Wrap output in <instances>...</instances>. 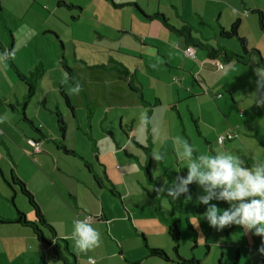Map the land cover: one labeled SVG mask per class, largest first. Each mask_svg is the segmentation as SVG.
I'll return each mask as SVG.
<instances>
[{"label":"rangeland","instance_id":"obj_1","mask_svg":"<svg viewBox=\"0 0 264 264\" xmlns=\"http://www.w3.org/2000/svg\"><path fill=\"white\" fill-rule=\"evenodd\" d=\"M99 1L108 6L101 7L98 12L89 6L78 15V8L66 5L72 3L80 4L79 6L82 7L90 4L91 0H0V44L3 50L15 48L16 55L11 62L21 75V78L17 77L18 73L11 67L9 61L7 66L0 64V121L7 123L5 129L8 136L17 141L15 143L10 141L9 144V146L12 145L11 149L14 153L15 172L17 171L30 187H33L31 188L33 192L38 190L39 195L48 192L45 181L49 175H52L55 178L61 177L62 182L73 190L72 194L78 197L77 204L79 205L72 203L70 197H65L62 200L57 196V200L54 199V201L42 199V208L48 219L57 218V216L65 218L71 216L73 221L77 218L84 219L82 216L76 217L78 213L75 212L76 206L85 207L84 215L89 214L94 220L98 216L91 215V206L94 209V214H101V210H103L110 216L112 211L117 213V211L127 208L133 216L131 220L124 217L123 222L119 218H114L116 241H113L109 231L107 233L103 227L98 226V222L95 224L96 226L93 224L92 226L102 234V244L87 252H78L74 241L66 239L78 264H91L90 257L97 261L95 264H120V261L125 264L122 255H118V243L122 245L123 249H128L129 244L134 246L135 253L133 255L139 256L138 252L142 253L144 248L142 232L137 224L146 230L149 228L147 238L143 233L148 244L158 246L172 257V241L166 232V223L162 221L160 223L147 194L148 192L154 193L155 189L165 185V182H168L166 187L170 186L177 175L186 177V164L178 165L177 162L175 138L180 137L187 140L194 147L196 155L209 153L215 155V150L221 149L242 156L247 165L251 167L257 161L264 162L259 160L264 157V149L259 141V136H264V118L256 121V118L252 117L254 125H245L242 117H237L241 110V104H238L236 108L231 109V114L229 113L228 117H224L222 109L218 108L212 111L213 117L205 113L204 125L198 120V117L187 116L185 106H191L192 103L196 102L197 104L198 102L196 99L184 98L182 93L181 102L177 104L179 113L175 109H170L166 106V100H168L167 98L177 100L172 92L182 82V73L172 68L169 69L168 75H164L166 73V68L163 65L164 59L156 54L154 47L156 45L149 44L142 47L135 36V30L144 32V27L136 20L132 6L115 5L135 0ZM136 1L147 14L154 12L157 0ZM191 3L210 23V26L202 25L196 15L188 16L189 22L199 30L193 31V34L200 35L201 33L208 36L209 42L215 46L212 26L215 35H217L218 24L227 29L236 18L241 17L244 21L239 23L238 34L246 38L248 49H257L261 54L264 52V33L258 29L256 16L248 11V9L256 7L264 9V0H192ZM174 4H177L179 12L183 14L179 8L180 0H160V11L158 12L161 13V10L164 13L173 11L172 5ZM233 8L238 9L240 15H233L231 11ZM243 8H246V13ZM101 14H103V18ZM71 16L78 17L72 23L73 26L67 24L71 20ZM105 21L109 22V26ZM130 27L131 30H128ZM146 28L149 30L148 27ZM97 30L108 34V37L98 38ZM167 34L170 43L181 39L171 31ZM160 38V35L153 34L151 39L159 41L162 46ZM216 38L220 43L241 54L240 46L235 38L227 39L218 36ZM141 47L144 51L149 50L145 54H151L153 58L140 55L139 48ZM201 53L203 52L200 51ZM62 58L72 70V81L71 79L64 80L63 72L65 70L61 66ZM237 67L238 71L231 75L230 82L237 80L240 82L242 78H245V75L240 77V74H245L244 71L248 72V75L252 74L249 71L252 68L249 66L237 64ZM140 68H143L144 71H140ZM35 73H38V77L33 91L27 99L28 87L25 78L34 81L32 76ZM135 76L137 82L143 86L141 92L145 101L153 102L155 96H160L163 100V104L157 110L155 108L154 116L149 117L150 123L146 128L141 123V113L145 109L139 105L140 94L138 93V97L137 92L128 85H136V82L132 80ZM203 77L207 83L212 84L215 81L214 74L208 73L204 69ZM191 81L197 86L195 79L191 78ZM76 82L82 85V91L79 94L71 92V88L75 87ZM165 84H169V86L166 87ZM239 86L237 85V87ZM59 87L67 94L71 107L66 105L59 92ZM215 92L216 89L213 90V93ZM221 93L228 95L227 92L222 91ZM56 112L60 113L64 122L63 137L56 120ZM23 117L31 120L35 128ZM226 118H229V121ZM194 119H196V123ZM229 125L239 126V129H236L237 138L230 142L225 141L222 145L218 144L217 136L224 134L229 129ZM197 130L201 131L200 135ZM163 132H166L169 138L161 144L160 138ZM8 136L5 133L4 137L7 140ZM27 137L38 143L41 152H49L50 156L47 160L51 162L50 164H46L42 159L35 162L32 158L36 154L19 149L21 143L26 149H30L24 143ZM92 139L95 140L97 147V158L90 149ZM205 139L212 144L213 153L208 151ZM60 142L67 148L75 150L78 155L91 164L103 184L101 189L98 187L99 191L92 187L93 185L97 186L91 180V176H86L84 162L77 155L65 154L58 147ZM144 147H149L151 153L159 149L165 156L161 162H156L152 158L150 173L154 183L151 184L147 182L144 171L137 165V161L140 164H144L146 161L148 163L152 157ZM1 148L4 150V147ZM22 153L25 156H22ZM132 156H135L137 161ZM146 156L147 159H145ZM56 163L61 168L56 166ZM6 178L8 182H11L9 175H6ZM0 182L4 192L10 194L8 184L5 185L1 176ZM110 182L116 185L114 190L119 194L129 193L130 197H125V203L109 191ZM58 187L60 186L58 185ZM188 188L191 195L189 201L183 195L176 200H172L166 193L158 195L163 215L180 217L178 253L190 256L189 252L193 244L191 239L193 231L188 229L184 221V217L187 216L192 226L197 220L199 221L198 227L193 226L194 230H197L196 239L198 242L193 252L197 258L204 261V264H233L237 250L239 251L238 258H240L237 264H253V262L264 264V255L258 252L261 247L260 236L246 232L237 225H233L228 233L226 228V230L218 231L209 225L204 216L202 218H205L206 228L203 227L200 223L201 219L196 218L194 212L197 202L195 200L198 199V196L204 195L203 189L196 183L188 185ZM91 189L97 192V198L92 196ZM32 191L30 193L33 195ZM194 192L196 197L193 198ZM209 202L224 210L228 208V204L224 201L213 199ZM13 204L11 199L6 202L0 198V215L5 213L6 209L10 216L15 215L16 207L25 214L28 220H35L33 209L25 196L18 193ZM37 204L40 208L39 202ZM202 205L203 212H205L208 206ZM1 218L0 220H2ZM56 220L59 223H54L56 228L59 232H65V219ZM68 223L69 231L72 233L73 222ZM3 224L1 226L11 236L10 234L13 233L12 224H9L7 220ZM26 229L29 230V228ZM42 231L44 238L49 239L48 231L45 228H42ZM201 236L203 239H200ZM204 239L209 243V250L206 254H204L203 247ZM9 240L14 242L8 243L7 253L2 249L0 260L3 263L62 264L58 258L51 254L44 241H38L35 238L34 240L40 243V246H33L27 244L25 236L16 239L9 238ZM11 245L14 246L13 249L10 247ZM112 252L115 256H108ZM149 259H152L153 264L165 263L154 258H148L146 261H150Z\"/></svg>","mask_w":264,"mask_h":264},{"label":"crops","instance_id":"obj_2","mask_svg":"<svg viewBox=\"0 0 264 264\" xmlns=\"http://www.w3.org/2000/svg\"><path fill=\"white\" fill-rule=\"evenodd\" d=\"M113 1H115V0H113ZM191 1L192 0H186V1L180 0L181 4H180L179 8L183 11V14L179 12L177 4L172 5L173 9H174L173 11L170 10L167 13H164L163 10H161V13H163L166 16L168 23L173 25V26H177V25L181 24L180 23L181 21H186L194 27L195 31H199L188 20V18L193 16V14L198 17L200 24L210 26V23L208 22V20H206L204 18V16L199 12L198 9L194 8ZM159 3H160V0H157L156 6L154 7V12L160 11ZM148 4H149V2H148ZM78 5H80V4H78ZM124 5L132 6V9L134 12L133 14H134L136 20H138V23L144 27V29H143L144 32L147 33V34H145L144 32H140L139 30H135V36L139 40L142 47L147 46L149 44L150 45L151 44L156 45V46H154L156 49V54L159 55L162 59H164L163 65L166 68V73L164 75H168L169 69H172V68H175V69L181 71V73H182V78H181L182 82L179 83L178 88L176 87V89H174V91L172 92V94L176 97L177 100L174 101V98H172V99L167 98L168 100H166V106H168L170 109H175L178 112L179 109L177 107V104L181 102V93H182L184 95L183 96L184 98H186L188 100L196 99L198 102L197 103L198 106H197L196 102L192 103L191 106L190 105L185 106V111L187 113V116L188 117H198V120L201 123H203L204 125H205V121H204L203 117L206 116L205 113H208L211 117H213L212 111L215 108H218L220 110L222 109L223 114H225L224 117H228L231 114L230 113L231 109L236 108L238 104H241L240 105L241 110H240L237 117H242V121H243V123H245V125H247V126L248 125L249 126L254 125V123L252 121V117H255L256 121H259L260 119L264 118V107H256L255 104L250 105L252 102V98H251L250 94L255 91L256 80H257V77L255 76V74L253 72V68L255 66L258 67L256 65L257 58L255 55L251 54L249 57V60L246 62V64H242L243 66H249V68H252L249 70L250 72H252V74L248 75L247 74L248 72L244 71L245 74H240V77H244L243 75H245V78H242L240 80V82H238V80L235 82H230L231 81V75L234 72L238 71L237 70L238 69L237 64H240V63H237L236 61L233 62L234 60H230V61H226V63L222 64L223 65L222 68H219L218 67V63H220L219 56H216L215 58H207L205 56L204 52L202 50H200L199 48H192L191 53L185 52L186 46H185V43H184V40L182 39V37L178 36L172 30L166 28L163 24L160 23V21H158L156 19H153V20L150 19L149 20V19H146L145 17H143L141 15V13L146 14V15H151L152 13L147 14L145 9L143 7H141L140 4L136 0L134 2H129L126 4L124 3ZM186 5L190 9H188L186 7ZM89 6L93 7V10L98 12L101 7L108 6V5L105 3L101 4V2L99 0H91L90 4H87L86 6L81 7L78 15L81 14L83 9H87ZM148 7H149V5H148ZM258 9L264 11V9H262V8H258ZM243 10L246 13V8H243ZM140 11H141V13H140ZM101 15L103 18V14H101ZM245 16H248V15L245 14ZM77 18H78L77 16H74V17L71 16V20L69 22H67V24H71V26H73L72 23L74 21H76ZM243 21L244 20H242V18L240 17V22L243 23ZM105 23L109 26V24H108L109 22L105 21ZM218 25H220V24H218ZM146 27H148L150 31L147 30ZM212 28H213L212 37L215 38V46L212 44V42H209L210 40L208 39V36L202 35L201 33H200L201 36L200 35H198V36L204 40H207V42H209L214 47H218V48L223 47L227 50L235 51L233 49H230L227 45L220 43L219 40L215 36L213 26H212ZM128 30H131V27ZM117 31H120V30H117ZM163 31H165L166 33H164ZM169 31L175 33L177 35V37H179L181 39H179V40L176 39L175 41L170 43L168 40L169 35L167 34ZM153 34L155 36H159V35L161 36L160 40L162 42V46H161V43L159 41L151 39L153 37ZM239 35L241 36V34H239ZM96 36L98 38H106V37H108V34H105L102 31L97 30ZM134 46L137 47V45H134ZM142 47L139 48V54L148 56L149 58L150 57L153 58V55L145 54V52L149 51V50L144 51V50H142ZM200 51L203 53L200 54ZM261 55L264 57V52ZM119 65L121 66V63ZM203 69L208 73L214 74L215 81L212 84L209 82L207 83L205 81V79L203 77ZM140 71H144L143 68H140ZM191 78L196 80L197 86H195V84L191 81ZM196 78H198V79H196ZM132 80L134 82H136V85H132L136 89L134 91L137 92V94L140 92L141 93V94L139 93L140 96L144 99V96L142 95V92H141V89L143 86L141 85V83L137 82L138 80L136 79V76ZM157 81L159 82V80H157ZM201 81H202V83H201ZM237 85H240V86L237 87ZM165 86L168 87L169 84H165ZM215 89H216V92L213 93V90H215ZM138 90H139V92H138ZM222 91L227 92L228 95H223L221 93ZM139 94H138V97H139ZM155 97L156 98H154L153 102H150L153 105L151 106V112H150L149 117H153L154 113H155V108L157 110V108H159V106H161L163 104V100L160 96L159 97L155 96ZM139 105L143 106L144 109H146V107H148L146 104H143L140 101H139ZM232 113L234 115V112H232ZM226 120L229 121V118H226ZM194 121L196 123V119H194ZM5 126H7L6 122H0V129L2 130V132L0 133V145H1V147H4V150H5V151L2 150V148L0 147V176L4 179L5 185H6V183L8 184V179L6 178V175H9L11 177V175L13 174L14 176H16L17 178H19L20 180H22L24 182L26 188H28L30 191H32L31 188H33V187H30V185L19 175V173L17 171L15 172V165H14V161H13V159H14L13 154L14 153L12 152V149H11L12 145L9 146V144H10V141H12L13 143H15L17 141L8 136V132L5 129L6 128ZM232 126L233 125H229V129H227V131H225L224 134H221V135L225 136L226 133L227 134L231 133L230 134L231 140H229V141L226 140V142H230V141L235 140L237 138L236 129H239V126L238 125L235 127H232ZM5 133L8 136L9 141L4 137ZM197 133L200 135L201 131L197 130ZM205 136L207 137V135H205ZM259 139H260L259 141H260V143L264 149V136L263 137L259 136ZM205 141H207V140L205 139L204 142ZM224 142L225 141H223L220 145L224 144ZM24 143L30 149L29 150L26 149L24 144H22V143L19 144V149L22 151L26 150L27 152H31L32 154H36L32 158L35 162L40 161V159H42L46 162V164L51 163L50 161H48L49 156H50L48 151L41 152V149H40V151H38V152H33L32 148L27 144V142H24ZM205 144L207 145L208 151L213 153L212 152L213 151L212 144L210 142H208V144L207 143H205ZM13 147H15V146L13 145ZM19 149L17 148V150H19ZM21 155L25 156L24 153H22ZM259 160L264 161V157L262 159H259ZM55 165L58 166L59 168H61V166L58 165L57 163ZM54 171H55V169H54ZM86 174H87L86 176L90 177V175L87 172H86ZM57 178H58V176H57ZM57 178L53 177L52 175L48 176L47 180L45 181V184L48 187V190H47L48 192H43L42 193L43 196L38 194V190H36L34 192L32 191V193H33L34 199L37 202H39V204H40V210H41L44 218L46 219V221H48L49 224H51L53 226L57 237L58 238L63 237L65 239H71V231H69V228H68L69 223L68 222H71V223L73 222L72 217L67 216V218H65L64 216H62V217L57 216V218L54 217V218L48 219V216L45 214L46 213L45 210H43V208H42L43 203L41 204L42 199H46V201L47 200L50 201V199H51V201H54V199H56V197L59 196L62 200H64L65 197H70V199H72V201H73L72 203H74L75 205H79V204H77L78 197L74 196L72 194L73 190L71 188L67 187L64 182H62L63 179H60L61 177H59L58 179ZM58 185L60 187H58ZM7 187L10 190V194L4 192L3 187H2V183L0 182V198H3L4 200H6V202H8V200L13 198V201H14L16 195L18 193H20V191L15 186L13 188H11L10 186L7 185ZM92 187L97 188L98 191H99V188L101 189V187L98 188V187H95V185H93ZM7 192H8V190H7ZM90 192H91L93 197L97 198V196H96L97 192H95L92 189ZM125 197H130L129 193L125 192L123 194H120V196H119V198L123 201V203H125V200H126ZM192 197L193 198L196 197L195 192H194V196H192ZM195 201H197L195 208H194L195 217L201 219L200 223L203 225V227L206 228L205 218H202L204 216L203 215L204 214L203 205L199 202L198 199H196ZM209 204H210V202H209ZM206 206H209V205H206ZM90 209H91L90 210L91 215L98 216L97 219H95V222L93 224L95 225L98 222L99 223L98 226L103 227L107 233L109 231L110 235L114 239L113 240L111 238L113 241H116V239H115V233L116 232H114L115 226L113 224L114 218H119V220H121V222L124 221V217H127L129 220H131L133 218V216H131V213L129 212V210L127 208H125L124 210H121V211H117V213L112 211V215H110V216H108L107 213H104L103 210H101V214H98V213L94 214L95 212H93L94 209L92 208V206ZM85 210H86L85 207L76 206L75 212L76 211L78 212V213L76 212L77 213L76 217L82 216V218L83 217L85 218V217L90 216L89 214H86L87 216L84 215ZM9 216H10V213L8 214L7 209H6L5 213H2L0 215V217H2L1 219L3 220V222L0 220V254L2 253V249H4V251L6 250V253H7L8 243L14 242V241L13 242L10 241L9 238L16 239L17 237L25 236L27 239L28 245L40 246V243H37V241L34 240L36 238V236L29 227L20 225L18 223L9 222V220L13 219L16 216V210H15V215H11L10 217ZM56 219H65L64 220V222H66V226H65L66 229H64L65 232H59V230L56 228V226L54 224V223H58ZM6 220L9 222V224H12V226H13L12 227L13 233L10 234L11 236H9L8 233H6V230L3 229V226H1L3 223H5ZM160 223H161V221H160ZM137 225H138L139 230L142 232V234L144 233L146 235V238H147V233L150 231L149 228L146 230L142 226H140L139 224H137ZM159 227L162 228L161 225H159ZM26 228H29V230H27ZM226 229H228V227H226ZM195 231H196V236H197V230L195 229ZM226 232H227V230H226ZM228 232H230V229H228ZM12 235H14V236H12ZM37 240L40 241L39 239H37ZM203 243L207 244V245L209 244L208 240H205V239H204ZM260 243H261V241H260ZM197 244H198V242H197ZM118 246H119L118 255L119 256L122 255V258L127 259V261H124L125 264H153L152 259H149L150 261H148V262H150V263H148L146 261V259H148V258L145 257V251H143L142 253L138 252L139 256H134L133 255L135 253V249H134L135 247L134 246L129 244L128 249L121 248L122 245L120 243H118ZM10 247L12 249L14 248V246H12V245ZM68 247H70V246H68ZM249 249H250V247H249ZM208 250H209V245H208ZM113 253L114 252H112L108 256H111V257L115 256ZM206 253H208V251ZM237 254L239 255L238 250H237ZM238 255L235 258V261H236L235 264H237L240 260V258H238ZM181 256L188 258V256H183V255H181ZM76 261H77V259H76ZM96 262L97 261H95V263ZM135 262H138V263H135ZM0 264H7V263L6 262L3 263L0 260ZM120 264H123V263L120 261ZM162 264H167V263H162ZM201 264H204L203 260H201ZM253 264H255V263L253 262Z\"/></svg>","mask_w":264,"mask_h":264},{"label":"clouds","instance_id":"obj_3","mask_svg":"<svg viewBox=\"0 0 264 264\" xmlns=\"http://www.w3.org/2000/svg\"><path fill=\"white\" fill-rule=\"evenodd\" d=\"M233 15H239V10L233 8ZM15 48H7L0 52V64L7 66L9 60L15 58ZM155 67V65H153ZM257 77L256 89L250 94L252 102L256 107H264V66L253 68ZM64 80L70 78L67 71L63 72ZM82 85L76 82L71 88L73 94H79ZM145 109L141 113V123L147 127L150 118ZM2 122V121H0ZM166 132L161 134L160 142L163 144L168 140ZM174 143L177 145L176 157L179 164H186L187 175H177L170 186H158L155 190L159 194L166 193L172 200L178 199L181 195L186 200L191 199L188 185L198 184L204 195L198 196L201 204L209 205L204 212L209 225L220 231L226 227L241 226L246 232L260 236L261 247L258 249L264 255V162L257 161L249 167L242 156L216 149V154H195L194 147L180 137H176ZM153 160L161 162L165 156L159 149L151 153ZM147 159V156L145 157ZM224 201L228 204L227 210L209 204L211 200ZM95 222L92 216L84 219H74L71 239L74 241L78 252L100 247L102 234L92 225ZM194 227L199 226L197 220ZM200 239H203L201 236ZM91 264H95L93 258H89Z\"/></svg>","mask_w":264,"mask_h":264},{"label":"trees","instance_id":"obj_4","mask_svg":"<svg viewBox=\"0 0 264 264\" xmlns=\"http://www.w3.org/2000/svg\"><path fill=\"white\" fill-rule=\"evenodd\" d=\"M115 5L116 6H122V5H124V3H119V4H115ZM66 6L78 8V10L81 9V6H79L78 4L69 3ZM248 11L251 14H254L256 16L258 29L264 33V16H263L264 11H262L258 8H250V9H248ZM140 13H141V11H140ZM141 15L143 17H145L146 19H149V20L150 19L151 20L156 19V20L160 21V23L163 24L166 28L172 30L178 36L182 37V39L184 40L186 48H189V49L190 48H199L200 50H202L204 52V54L207 58H215L216 56H219L221 64H224V63H226V61H230V60H235L237 63H240V64H246V62L249 60L250 55L253 54L257 58L256 65L257 66H264V57L260 54V52L254 48L248 49V44H247L246 38L243 36H240L238 34L237 30L239 27L240 18H236L229 25V27L227 29H225L221 25H218V28L216 31L217 35H215L216 37L218 36L220 38H227V39L228 38H235L237 40L239 46H240V49H241V54H238L235 51L227 50L223 47H219V48L214 47L209 42H207V40H204V39L200 38L198 35L193 34V31H195L194 27L186 21H181L180 22L181 24H179L177 26H173V25L168 23L166 16L163 13H160L158 11L152 13L151 15H146L143 13H141ZM2 23H3V20H2ZM0 48H1V52H2L3 49H2L1 44H0ZM9 63L11 65V67L16 71V73H18L17 77L21 78L20 71L15 67V65L11 62V60H9ZM61 66L65 71L68 72V74L71 78V81H72V70L65 63V60L63 58L61 60ZM32 77L34 78V81L25 78L26 85L28 87L27 99L30 97V95L33 91V86L36 83L35 81H36V78L38 77V73L33 74ZM128 85L130 87H132L131 89L133 91L136 90L130 84H128ZM59 92L63 96L66 105L71 107L70 102H69V98H68L67 94L61 89V87H59ZM138 92H139V90H138ZM140 102H142L143 104H146L148 106V107H146V109L148 110L147 115L149 117L150 112H151V106L153 104L145 101L141 96H140ZM56 115H57L56 120H57V123L59 125L61 136L63 137V135H64V122L60 116V113L56 112ZM23 119L26 120L27 122H29L32 127L34 126L33 122L31 120L29 121L26 117H23ZM33 128H35V126ZM227 135L228 134L226 133L223 141L231 140V135L230 136H227ZM28 139H30L34 143V145L38 147V150H35L34 146H32L28 143V141H27ZM26 142L32 148L33 152L40 151V146L38 145V143L34 139L26 138ZM134 142H135V140H134ZM205 143L208 144L207 141H205ZM219 144H221V143H219ZM58 147L65 154H71V155L79 156L80 159L84 162V167H85L84 169H86V172L91 176V180L96 184L97 187H101L103 185L101 179L98 177L96 172L92 169L91 164L86 159H84L82 156L78 155V153L75 150L67 148L62 142H60L58 144ZM144 148L146 149L147 153L150 155L151 150L149 149V147H144ZM90 149L95 153V155H96L95 158H97V147L95 144V140H93V139L91 142ZM132 157L135 159V161H137L135 156H132ZM151 161H152V157L148 163L146 161V163L140 164L137 161L138 167L144 171V175L146 177V180L150 184L154 183V180H153L151 173H150ZM161 167H162V165H161ZM105 177H107V175H105ZM8 185L11 188L16 186L17 189L20 191V193L26 197L27 202L29 203V205L33 209V216L35 218V220H33V219L28 220L26 218L25 214L23 212L19 211L14 206L15 210H16V216L13 219L9 220V222L18 223L20 225L29 227L32 230V232L35 234L37 239H39L40 241H44L47 244L48 250L51 252V254L53 256L58 258L62 264H77L76 263L77 262L76 257L74 255V253L69 249L67 240L63 237H60V238L57 237L53 226L51 224H49L46 221V219L44 218V216H43V214L39 208V205L34 200L33 195L30 193V191L26 188L24 182L12 174L11 175V182H8ZM155 187H156V184H155ZM109 188H110L109 191L112 192L115 196H118V197L120 196L119 192L114 190V189H116V186L112 182H110ZM147 195H148V198L150 200V203L153 206L154 212L158 216L159 220L166 223V232H167L170 240L172 241L171 249H172L173 256L170 257L166 252H164L163 249L158 248L157 246H153V245L148 244L144 235L141 233V237H142V241H143L142 242L143 248L145 251V257L158 259V260H161L165 263H171V264H201L202 259L195 257V254L193 252V249L197 246V239H196L197 236H196V231L194 230L189 218L187 216H185L184 221H185L188 229L193 231V234H191V239L193 240L192 241L193 244L190 248L191 249V251L189 252L190 256H188V258H186V257H182L178 253L179 242H180V240H179L180 239V231L178 228V223L180 221V219H179L180 217H175L173 215L166 217L163 215V213L161 211V205L159 202V196H158V193L156 190L154 193L148 192ZM11 202L13 204V198L11 199ZM1 221L3 222V220H1ZM232 227H233V225L229 226L228 229H231ZM42 228H45L48 231V233L50 235L49 239L44 238ZM228 229H227V232H228ZM260 241H261V237H260ZM203 247L205 250L204 254H206V252L208 251V245L204 244ZM237 255L238 254L236 252V257H237ZM123 261H127V259L123 258ZM135 263H138V262H135ZM235 263H236V261L233 264H235Z\"/></svg>","mask_w":264,"mask_h":264},{"label":"built area","instance_id":"obj_5","mask_svg":"<svg viewBox=\"0 0 264 264\" xmlns=\"http://www.w3.org/2000/svg\"><path fill=\"white\" fill-rule=\"evenodd\" d=\"M263 16H264V13H263ZM185 52H188V53L190 52V53H191V52H192V48H190V49H189V48H185ZM191 56H192V55H191ZM218 67H219V68H222V64H221V63H218ZM1 132H2V131H1V129H0V133H1ZM227 136H230V135L228 134ZM223 139H224V136H223V135H220V136L217 137V142H218V143H222ZM27 141H28V143H29L30 145L34 146V149H35V150H38V147L35 146L34 143H33L30 139H28Z\"/></svg>","mask_w":264,"mask_h":264}]
</instances>
